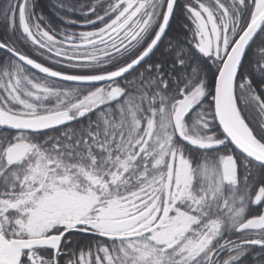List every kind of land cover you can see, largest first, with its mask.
<instances>
[{
	"label": "snow or ice",
	"instance_id": "1",
	"mask_svg": "<svg viewBox=\"0 0 264 264\" xmlns=\"http://www.w3.org/2000/svg\"><path fill=\"white\" fill-rule=\"evenodd\" d=\"M0 264H264V0H0Z\"/></svg>",
	"mask_w": 264,
	"mask_h": 264
}]
</instances>
